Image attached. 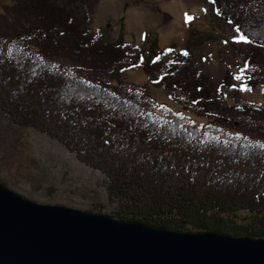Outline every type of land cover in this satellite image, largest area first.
<instances>
[{
    "label": "trees",
    "instance_id": "trees-1",
    "mask_svg": "<svg viewBox=\"0 0 264 264\" xmlns=\"http://www.w3.org/2000/svg\"><path fill=\"white\" fill-rule=\"evenodd\" d=\"M13 1L16 38L7 47L0 41V110L11 124L46 133L102 171L108 196L117 202L115 217L176 230L264 237L263 104L244 101L230 83L215 89L202 70L191 74L188 51L167 50L145 61L136 45L101 40L90 29L91 0L70 5ZM210 1L239 30L247 87L256 81L264 92V0ZM80 4L89 7L86 19L74 9ZM57 58L70 63L55 68ZM139 66L153 82L163 70L170 97L211 122L199 127L187 116L173 114L166 123L153 115L142 95L147 86L130 89L121 79L125 70ZM212 124L244 129L261 140L230 133L219 138L211 134ZM241 211L250 214L248 223L235 221Z\"/></svg>",
    "mask_w": 264,
    "mask_h": 264
},
{
    "label": "rangeland",
    "instance_id": "rangeland-1",
    "mask_svg": "<svg viewBox=\"0 0 264 264\" xmlns=\"http://www.w3.org/2000/svg\"><path fill=\"white\" fill-rule=\"evenodd\" d=\"M69 4L71 0H56ZM95 4L92 12L90 29L100 35L101 40L111 44L130 43L141 49L142 59L152 61L160 53L159 36L167 33L171 26L185 32L188 38L186 46L193 57L189 69L191 74L202 70L208 82L215 88L223 83L233 85V92L247 102L264 105V92L261 83L251 81L248 90H241L246 85L241 70L244 69L243 45L238 41L239 30L220 16L210 0H91ZM13 0L0 3V41L7 47L16 36L11 30L14 22L10 7ZM170 5V9L168 8ZM78 8V9H77ZM79 10L86 19L89 7L80 4ZM185 9V15L180 11ZM5 16L7 20L3 19ZM186 16L192 17L187 20ZM7 32L8 35H4ZM185 38V39H186ZM23 44L24 39H22ZM229 43L234 44V48ZM35 51L38 49L33 47ZM161 49V48H160ZM175 52V51H174ZM171 59L170 55L165 56ZM70 62L65 58L53 61L55 68L65 67ZM73 74L78 75V68ZM79 76V75H78ZM237 76L241 78L236 79ZM160 71V79L151 81L141 66L132 67L121 74V79L130 84V89L145 85L148 90L142 95L152 104V114L169 123L173 114L190 118V125L203 127L211 122L206 116L198 115L194 110L182 109L179 101L170 97L163 87L167 79ZM117 85V81L110 79ZM175 94L181 98V91ZM230 104H235L233 97H228ZM163 106V107H162ZM248 121V120H247ZM249 124H256L250 120ZM211 134L227 139L228 133L249 137L251 142H258L260 135L240 128L218 127L212 124ZM0 182L14 191L34 201L46 204H62L86 211L114 216L117 202L108 196L105 174L80 161L76 155L62 143L39 130L11 124L0 110ZM238 223H248L250 214L241 211L236 217Z\"/></svg>",
    "mask_w": 264,
    "mask_h": 264
},
{
    "label": "water",
    "instance_id": "water-1",
    "mask_svg": "<svg viewBox=\"0 0 264 264\" xmlns=\"http://www.w3.org/2000/svg\"><path fill=\"white\" fill-rule=\"evenodd\" d=\"M0 264H264V237L40 203L0 182Z\"/></svg>",
    "mask_w": 264,
    "mask_h": 264
},
{
    "label": "crops",
    "instance_id": "crops-1",
    "mask_svg": "<svg viewBox=\"0 0 264 264\" xmlns=\"http://www.w3.org/2000/svg\"><path fill=\"white\" fill-rule=\"evenodd\" d=\"M168 8H171L170 5ZM185 11V9L180 11L179 14L181 17L185 15ZM185 38V32L176 30L174 26H171V29L167 33H164L158 38V46L161 48H159L160 53L166 51L167 49L174 50L175 52L189 51V48L186 46L188 44L186 43L188 38Z\"/></svg>",
    "mask_w": 264,
    "mask_h": 264
},
{
    "label": "snow or ice",
    "instance_id": "snow-or-ice-1",
    "mask_svg": "<svg viewBox=\"0 0 264 264\" xmlns=\"http://www.w3.org/2000/svg\"><path fill=\"white\" fill-rule=\"evenodd\" d=\"M186 19H187V20H191L192 17H190V16H186ZM240 39H241V40H245L246 38L243 37V36H241ZM186 54H187V53H185V55H186ZM247 67H248V65H247V63H246V64H245V68H247ZM241 75H243V69L241 70ZM240 78H241L240 76H237V77H236V79H238V80H239ZM241 90H248V89H247V86H246V85H241ZM162 107H163V106H162ZM178 115H180V114H178ZM237 135H238V134H237Z\"/></svg>",
    "mask_w": 264,
    "mask_h": 264
}]
</instances>
